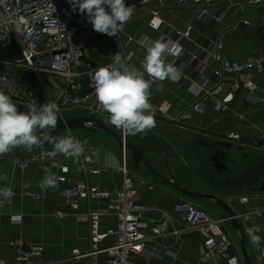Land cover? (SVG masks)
I'll return each instance as SVG.
<instances>
[{"label":"crops","instance_id":"obj_1","mask_svg":"<svg viewBox=\"0 0 264 264\" xmlns=\"http://www.w3.org/2000/svg\"><path fill=\"white\" fill-rule=\"evenodd\" d=\"M151 1L125 0L126 5L139 3L133 8L132 18L124 25L122 30L118 31L116 36L107 35L105 39L99 37L87 46L84 56V68L90 70V72L83 74L82 80L87 82L90 74L94 72L93 69L105 65L116 49H119L124 57H129L127 64L139 68L146 54L142 41L149 39L152 44L153 41L160 40L161 33L164 32L167 38L176 39L183 47V52L179 56L181 59L179 68L183 80L177 83L165 80L152 84L150 103L152 104L155 124L162 129L173 128L176 130L180 126H184L193 133L196 132L211 139L228 141L233 148L236 147V143L227 140L224 136L230 130L238 131L247 139L260 137L261 129L264 128V108L258 105L257 102L248 99L246 89L239 91L229 103L228 108L217 115L215 114L213 101L207 99L202 109L191 111L189 118L181 119L180 122H178V119L197 100V96L193 92V86L197 84L210 88L211 84L208 81L212 74L211 69L217 68L219 65L218 62H214L211 68L209 67L201 73L199 70L200 65L195 66L189 53L195 51L197 46L203 45L217 34H220L218 40L220 45L212 51L218 53L221 59L226 58L232 62L242 63L252 52L263 50L264 35L255 23L258 22L260 15L264 13V1L248 5L241 12V18L252 23L246 29L230 28L235 22V13L237 12L235 7L229 6L230 0H216L207 4V13L201 20L195 15L198 8L196 6L177 5L175 0H164L161 5L153 6ZM152 10H157L159 18L165 23L159 31L148 26ZM214 18H218V20H214ZM187 26L192 28L189 39L183 36L178 37L176 31H184ZM17 55V47L12 45L8 50L0 52V60H13ZM198 55L202 58L204 53L199 52ZM174 58L167 57L166 60L171 62ZM8 72L13 80L29 82L36 89L37 94L42 95L41 83L38 82L32 72L16 67L9 68ZM251 72L258 86L264 89V73L257 74L254 70ZM24 73L26 78L22 76ZM46 77L47 82H44L46 88L50 92L55 91L56 84L61 81L48 75ZM145 78L148 79V76L146 75ZM231 79L230 76L224 78L220 92L215 94L217 98L222 99L230 91ZM163 108H166L167 117L160 114V110ZM104 134L109 136L106 133ZM104 142L99 147L95 146L96 144L84 143L85 152L79 157L80 159H91L104 167L96 175H84L72 166L73 160L76 158L65 157L59 153L54 157V161L29 165L22 172L14 168L12 158L41 148L31 151L12 149L10 152L0 155V176L5 178L0 180V186H9L16 193L11 203L0 209V259H13L16 250L9 246L8 242L16 239L43 245L42 264H89L87 257L74 258L75 255L85 253L88 250L87 223L76 219L72 209L63 204V199L58 193L61 184L56 183L55 188L42 191L38 187V183L44 176L45 168H50L57 176L58 171L55 162H59L69 166L66 172L69 181L85 180L103 189L113 186L120 188L122 178L118 172V167L121 163V149L118 146L117 154H111L109 150L110 147L116 145L115 141L114 143L109 140L108 143ZM44 149L53 150V145L51 144ZM261 150L264 152V148ZM127 165L132 172L156 184V188L152 190L137 185L136 202L148 208L170 210L180 198L190 201L189 198L181 194L157 186V181L144 170L134 169L131 159L130 162L128 159ZM22 182L28 183L32 190L42 193L44 198L40 201H34L28 196L19 195ZM247 196L249 197L248 202L238 204V207L241 211L254 210L249 219L245 220L243 218L242 222L248 256L253 264H258L255 245L251 242L247 229L252 225L260 226L262 231L259 234L264 237V192H251ZM204 201L207 202L208 212L216 217H222L221 210L212 201ZM196 204L201 205L198 202ZM89 207L105 212L106 201H79L80 211H86ZM15 213L23 215L20 223H11L9 215ZM146 218L157 219L158 212L150 209L146 212ZM115 223L114 216L110 214L103 215L100 219V229L105 230L113 227ZM228 233L232 240L230 253H235L238 255L240 263H245L240 252L238 232L232 228ZM113 240L114 238L110 237L100 245L105 246L112 243ZM202 245L203 237L197 231H184L177 237L169 233L162 238L147 240L142 255L137 256L135 260L137 264H205L200 258ZM96 258L100 264L105 261L103 253L97 254ZM219 264H227V262L222 260ZM262 264H264V261Z\"/></svg>","mask_w":264,"mask_h":264},{"label":"built area","instance_id":"obj_2","mask_svg":"<svg viewBox=\"0 0 264 264\" xmlns=\"http://www.w3.org/2000/svg\"><path fill=\"white\" fill-rule=\"evenodd\" d=\"M164 0H152L151 5L158 6ZM216 0H175L177 5L196 6V16L201 20L207 13V4ZM264 0H230L229 6L236 8V19L231 29H246L252 23L241 18L240 14L248 5L261 3ZM139 3H135L137 5ZM130 5V6H135ZM107 11V8H106ZM218 20V18H214ZM164 21L159 18L158 11L152 10V16L148 20V26L157 31L164 26ZM255 25L264 35V13L260 15ZM191 26H187L184 31H176V35L189 39ZM99 37L105 39L106 34H101L92 29L86 17L73 11L67 0H0V52L8 50L15 45L18 55L13 60H0V90L8 94L11 99L22 103L30 109L32 106H40L48 101H55L62 113H93L97 116L109 118L108 113L102 110L98 104L94 87L89 78L87 82L82 80L83 74L89 73L85 69L84 56L85 49L89 44ZM220 34L209 39L196 50L189 53L191 61L195 66L200 65V72H204L212 67L214 62H218L217 68H212L209 78L210 88L204 85L193 86V92L197 100L187 110L181 119L191 116V111L200 110L207 99L213 101L215 114L225 111L235 95L246 89L248 99L257 102L264 108V89L258 86L253 79L252 70L257 74L264 73V49L252 52L242 62H232L229 59L220 58L218 53H213V49L218 47ZM160 40L177 41L169 39L162 32ZM147 49L151 40L142 41ZM183 49V47H182ZM183 52V50H182ZM204 53L200 58L198 55ZM119 54L123 62L127 63L129 57L116 49L113 51L109 61L111 63L115 55ZM175 64L180 71L181 59L175 57ZM187 62V60H186ZM103 65V66H105ZM11 67L22 68L30 71L41 83L42 95L39 96L36 89L27 81L13 80L8 72ZM94 71L96 69H93ZM42 74L59 79L61 82L55 86V91L50 92L45 84ZM230 76L231 89L219 99L215 94L221 90L224 78ZM148 79H150L148 77ZM183 76L180 79L182 82ZM84 111V112H80ZM26 112V111H25ZM163 117H167L166 108L160 110ZM121 135V163L118 172L121 175V187L100 188L96 184L87 181H69L66 175L68 165L55 162L58 171L56 181L62 186L59 188V195L63 199V204L70 207L74 216L78 220L85 221L88 225L87 241L88 250L85 253L77 254L74 258L87 257L89 264H100L96 255L103 253L105 261L103 264H137L135 258L142 255L147 240L162 238L171 233L179 236L184 231H197L203 237L201 261L205 264H219L226 261L227 264H242L235 253H230L232 240L228 233L222 228L224 222L220 218L208 215L198 205L188 199H178L170 210L164 208H148L136 202L137 185L150 190L156 188V184L132 172L127 165L128 152L125 149V135L123 130L118 129ZM40 142H45L49 138V130L41 129L37 135ZM225 138L240 146H260L264 148V128L257 139L244 138L238 131L230 130L225 133ZM53 150L41 148L21 156L12 158L13 166L16 170L23 171L29 165L35 163H46L54 161ZM72 166L84 175L98 174L104 169L102 165L87 158H76ZM10 198H0V209L10 204L15 191ZM21 196H28L34 201H40L44 195L34 191L26 182L21 183L18 193ZM91 202L93 200L106 201V211L87 208L86 211L79 210V201ZM249 200L247 195L228 198L230 203L237 202L245 204ZM153 209L158 212L157 219H147L146 212ZM254 211L250 209L244 211L243 217L249 219ZM110 214L115 217V226L105 230L100 229V219L103 215ZM23 215L21 213L10 214L11 223H20ZM114 238L112 243L105 246L100 244L108 238ZM9 246L15 248L16 253L12 260H4L3 264H42L43 245L28 243L22 240H10ZM258 264L264 261V241L260 245H255ZM246 264V263H243Z\"/></svg>","mask_w":264,"mask_h":264},{"label":"clouds","instance_id":"obj_3","mask_svg":"<svg viewBox=\"0 0 264 264\" xmlns=\"http://www.w3.org/2000/svg\"><path fill=\"white\" fill-rule=\"evenodd\" d=\"M73 11L86 17L92 29L108 36H116L133 16V6L125 0H67ZM107 8V11H106ZM182 45L178 41L155 40L146 49L139 68L131 66L115 55L114 60L97 68L90 74L91 83L98 104L109 115L108 123L124 133L136 135L155 126L150 103L153 83L168 80L177 83L182 78L175 60L179 57ZM150 79H146L145 76ZM60 107L55 101L40 106H32L27 112L17 110L11 97L0 90V155L20 146L31 147L39 144L34 134L36 129H55ZM53 145L52 156L57 153L65 157L79 158L85 152V145L70 132L56 139L49 137ZM5 179L0 176V180ZM56 176L50 168L44 169V176L38 183L42 191L56 187ZM13 195L9 186H0V198ZM260 226L248 227L247 233L254 245H260L264 237ZM3 264V261H0ZM234 264V262H233Z\"/></svg>","mask_w":264,"mask_h":264},{"label":"water","instance_id":"obj_4","mask_svg":"<svg viewBox=\"0 0 264 264\" xmlns=\"http://www.w3.org/2000/svg\"><path fill=\"white\" fill-rule=\"evenodd\" d=\"M18 111H21L17 107ZM25 112V111H22ZM106 117L93 113L58 114L55 129L49 137L56 138L60 131H102L122 148L121 135ZM49 139L31 147V151L49 147ZM125 149L135 170H144L157 181V186L181 194L191 200H210L222 212V219L238 232L240 252L246 264H253L246 248L243 213L239 203L228 198L264 192V152L260 146H236L225 140L211 139L188 128L162 129L154 127L136 135H125Z\"/></svg>","mask_w":264,"mask_h":264},{"label":"rangeland","instance_id":"obj_5","mask_svg":"<svg viewBox=\"0 0 264 264\" xmlns=\"http://www.w3.org/2000/svg\"><path fill=\"white\" fill-rule=\"evenodd\" d=\"M22 76L24 78H26V74H22ZM43 81L46 83L47 82V77L45 74H42V77ZM13 103L19 107L21 109V111H28V107L22 103H19L17 101H15L14 99H12ZM80 112H84V111H80ZM117 129V128H116ZM41 129H36L34 131V134L37 135V133L40 131ZM71 133L73 136H75L76 138H78L82 143H92V144H96L95 146L99 147L101 145V143L103 144L104 143H108V140L111 141V143H116V145H114V147H110V150L109 152H111V154H117V151H118V144L116 142V140H114L113 138L105 135L103 132H100V131H96V132H88V131H85V130H71V131H68V130H64V131H60L57 135H56V139H59L60 137L62 136H65L67 135L68 133ZM236 146H239L237 144H235ZM252 146V145H251ZM243 147H249V146H243ZM22 148H19L18 150H21ZM24 151V150H22ZM128 159H129V162H130V157L128 156ZM129 166H130V163H129ZM130 168V167H128ZM190 201L194 204H196L197 202L198 203H201V205L199 206L200 208H202L208 215H210L211 217H214V218H219V217H216L214 215H212L210 212L207 211V202L204 201V200H199V201H195V200H191ZM203 203V204H202ZM222 228L225 230L226 233L230 232L232 230V227L231 225L227 222V223H222ZM229 234V233H228Z\"/></svg>","mask_w":264,"mask_h":264}]
</instances>
